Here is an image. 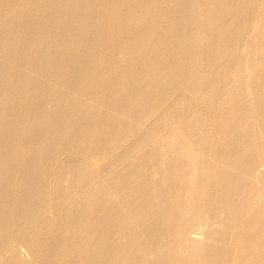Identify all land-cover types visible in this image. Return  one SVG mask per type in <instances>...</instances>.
Masks as SVG:
<instances>
[{
  "label": "bare ground",
  "instance_id": "bare-ground-1",
  "mask_svg": "<svg viewBox=\"0 0 264 264\" xmlns=\"http://www.w3.org/2000/svg\"><path fill=\"white\" fill-rule=\"evenodd\" d=\"M194 1L0 0V264H175L176 237L178 264L226 262L225 218L239 215L253 191L244 189L253 153L237 60L258 0H200V9ZM255 74L264 123V63ZM187 81L203 115L191 112L162 137L191 111L181 99L144 139L155 143L123 168L112 166L110 178L95 181L70 161L55 167L48 185L62 153L110 155ZM225 98L232 106L214 123L210 151L219 161L204 166L200 200L201 133ZM86 184L88 193L67 206ZM198 201L214 216L204 241L182 235ZM17 238L32 250L30 261L12 253ZM238 250L237 264H264V194Z\"/></svg>",
  "mask_w": 264,
  "mask_h": 264
},
{
  "label": "rangeland",
  "instance_id": "rangeland-1",
  "mask_svg": "<svg viewBox=\"0 0 264 264\" xmlns=\"http://www.w3.org/2000/svg\"><path fill=\"white\" fill-rule=\"evenodd\" d=\"M201 1L195 0L194 7L196 9L201 8ZM204 33H209L208 29L204 25ZM264 44V0H258L250 11L247 19V24L242 32L240 39V50L238 56L239 73L238 78L242 84V88L245 91V105L247 111L245 119L247 121V129L249 132V142L251 151L253 153L252 168L249 174V179L246 182L244 189L251 185L253 191L250 196H246L242 199L243 208L239 215L226 216L225 221L231 226V234L229 238V250L226 262L224 264H237L238 257V240L243 235V230L249 222L252 215L256 214L263 205L264 194V123L261 117L262 111L258 107L257 96L260 91V83L256 79L255 68L259 63H264V53L261 52L262 45ZM203 43L199 42L197 46L202 48ZM191 81L185 82V84L175 85L172 87L169 95L162 103L161 108L156 115L147 120L135 134L131 135L123 146L115 149L110 155L105 157H96L93 155H81L72 157L68 153H62L57 159L54 165H51L48 169L47 181L48 185L51 184L52 173L59 164L73 161L82 167L89 168L92 174L95 176V181H103L105 178H110L113 169L123 168L130 160L137 158L143 152H146L155 141L144 142L154 122L159 119L167 110L176 105L179 100L187 99L190 104L191 111L183 113L173 121L169 122L161 133V136H167L174 133L180 125L186 123L190 113H196L203 115L205 113L204 107L201 101L195 96L191 95L189 84ZM204 90V87H202ZM232 88L230 89L231 92ZM214 94L209 96V100H214ZM46 106V105H45ZM232 106V101L229 98H225L216 103L213 106L214 119L206 124L201 133L200 150L197 160L199 161V177L196 180V193L199 199L203 198L205 194V170L204 166L219 160L212 158L210 151L213 146V131L214 123L219 120L224 113H226ZM171 123V124H170ZM143 142V143H142ZM141 143V144H140ZM112 166L114 168L112 169ZM102 183V182H101ZM90 185L84 186L74 196L67 198V206L75 205L83 196L89 191ZM86 193V194H85ZM247 201V202H246ZM245 207V208H244ZM161 213V211L159 212ZM49 218L53 217L54 213L51 210L46 212ZM214 216L212 213L202 204V201H198V209L194 216L189 220L186 225L183 234L186 238H193L198 241H204L208 234L213 230ZM175 247V264H178L180 254L178 250L179 239L174 238L172 241ZM12 253L23 261H30L32 259V250L24 242V239L17 238L11 243ZM152 256L155 257V254ZM148 253L145 257L148 262L152 261L154 257ZM6 257V252L0 249V262Z\"/></svg>",
  "mask_w": 264,
  "mask_h": 264
}]
</instances>
